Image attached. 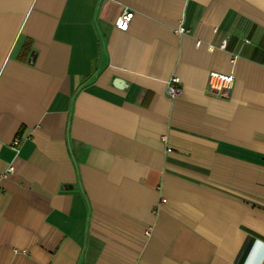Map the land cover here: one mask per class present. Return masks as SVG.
<instances>
[{
	"label": "crops",
	"instance_id": "1",
	"mask_svg": "<svg viewBox=\"0 0 264 264\" xmlns=\"http://www.w3.org/2000/svg\"><path fill=\"white\" fill-rule=\"evenodd\" d=\"M0 264H264V0H0Z\"/></svg>",
	"mask_w": 264,
	"mask_h": 264
},
{
	"label": "built area",
	"instance_id": "2",
	"mask_svg": "<svg viewBox=\"0 0 264 264\" xmlns=\"http://www.w3.org/2000/svg\"><path fill=\"white\" fill-rule=\"evenodd\" d=\"M132 18V14L130 12L124 11L122 14L119 22L117 23V28L120 30H126L128 27V23L130 22ZM179 32H184V29L181 27L179 29ZM233 75L232 74H224L212 71L209 73V79H208V89L210 91H213L218 94H222V92L226 89H228L232 83H233ZM179 84V79L177 77H172L167 82V93L171 97H175L179 94L180 89L177 87ZM14 146H17L18 140L14 141ZM13 171L12 167H9L8 173H11Z\"/></svg>",
	"mask_w": 264,
	"mask_h": 264
}]
</instances>
